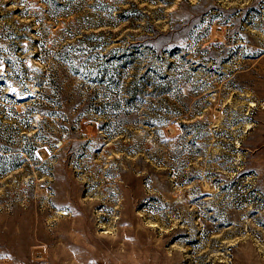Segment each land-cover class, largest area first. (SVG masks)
<instances>
[{
    "label": "rangeland",
    "instance_id": "rangeland-1",
    "mask_svg": "<svg viewBox=\"0 0 264 264\" xmlns=\"http://www.w3.org/2000/svg\"><path fill=\"white\" fill-rule=\"evenodd\" d=\"M0 264H264V0H0Z\"/></svg>",
    "mask_w": 264,
    "mask_h": 264
}]
</instances>
